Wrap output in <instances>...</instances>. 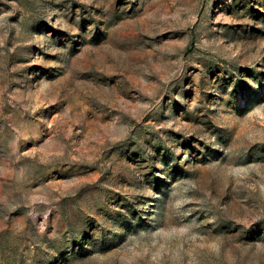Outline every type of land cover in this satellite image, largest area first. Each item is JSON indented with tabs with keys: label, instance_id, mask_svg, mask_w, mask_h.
I'll return each mask as SVG.
<instances>
[{
	"label": "rangeland",
	"instance_id": "1",
	"mask_svg": "<svg viewBox=\"0 0 264 264\" xmlns=\"http://www.w3.org/2000/svg\"><path fill=\"white\" fill-rule=\"evenodd\" d=\"M0 264H264V0H0Z\"/></svg>",
	"mask_w": 264,
	"mask_h": 264
}]
</instances>
